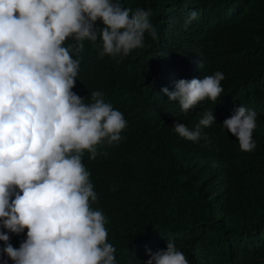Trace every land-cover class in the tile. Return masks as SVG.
Here are the masks:
<instances>
[{
	"label": "trees",
	"instance_id": "obj_1",
	"mask_svg": "<svg viewBox=\"0 0 264 264\" xmlns=\"http://www.w3.org/2000/svg\"><path fill=\"white\" fill-rule=\"evenodd\" d=\"M121 3L150 9L158 39L145 33L144 47L123 59L100 56L99 41L85 40L72 89L85 103L92 91L104 92L127 121L119 143L99 146L95 159L83 157L98 196L92 207L106 217L116 264H146V250L165 249L169 240L189 264H264V0ZM193 11L198 16L190 19ZM216 71L225 78L215 104L206 99L183 117L167 111L179 104L162 88ZM237 106L257 113L251 152L222 125ZM206 110L216 118L203 129L207 143L175 133L174 123L197 124ZM26 232H9V242L19 247Z\"/></svg>",
	"mask_w": 264,
	"mask_h": 264
},
{
	"label": "clouds",
	"instance_id": "obj_2",
	"mask_svg": "<svg viewBox=\"0 0 264 264\" xmlns=\"http://www.w3.org/2000/svg\"><path fill=\"white\" fill-rule=\"evenodd\" d=\"M151 16L121 0H0V228L7 230L0 231V253L13 264H116L106 217L92 207L98 196L83 157L95 159L99 146L119 143L127 121L104 92L92 91L85 103L72 89L85 40L99 41L100 56L123 59L144 47L145 33L158 39ZM197 16L193 11L190 19ZM224 78L216 71L162 88L179 104L167 111L179 109L183 117L206 99L215 104ZM214 121L206 110L197 124L187 119L173 127L186 140L207 143L203 129ZM256 121L254 110L237 106L222 125L241 151L251 152ZM164 143L169 153L171 140ZM25 229L14 247L8 233ZM146 251V264H189L171 240Z\"/></svg>",
	"mask_w": 264,
	"mask_h": 264
}]
</instances>
